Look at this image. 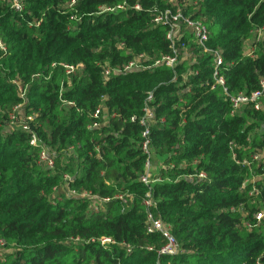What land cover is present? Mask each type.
<instances>
[{"label":"trees","instance_id":"16d2710c","mask_svg":"<svg viewBox=\"0 0 264 264\" xmlns=\"http://www.w3.org/2000/svg\"><path fill=\"white\" fill-rule=\"evenodd\" d=\"M20 2L21 12L0 0L6 47L0 51V264H255L264 252V222L253 226V214L264 207V177L257 178L264 176V156L255 162L251 155L264 147V135L254 132L264 120V99L262 109L247 105L230 115L221 89L202 85L211 81L208 55L173 70L160 64L107 80L101 66L121 68L140 53L151 62L169 54L166 29L151 22L153 6L179 5L207 26L228 88L249 92L264 77V35L252 56L243 43L264 26V0H127L114 12L99 7L122 0ZM136 2L139 10L131 8ZM64 63L82 66L66 75ZM187 68L197 71L188 92L180 84ZM13 79L26 85L24 115H34L41 144L29 145L25 131L8 127V113L22 103ZM148 92L158 118L150 147L164 156L149 187L150 210L178 243L172 255L158 254L162 236L145 232L142 198L149 189L139 175L146 156L141 127L129 117L140 113ZM99 105L105 121L88 128V113ZM42 144L55 151L52 169L37 163ZM243 160L249 165L237 163ZM199 172L205 178H196ZM64 173L74 176L71 190L109 200L92 210L88 198L64 192ZM252 188L258 192L250 194ZM102 237L113 243L100 244Z\"/></svg>","mask_w":264,"mask_h":264},{"label":"built area","instance_id":"2783aa9c","mask_svg":"<svg viewBox=\"0 0 264 264\" xmlns=\"http://www.w3.org/2000/svg\"><path fill=\"white\" fill-rule=\"evenodd\" d=\"M77 0H68V4L72 5ZM171 2V0H170ZM128 6L127 0H122V3L114 6H100L99 12H114L118 9H124ZM11 7L15 11L22 9L20 0H13ZM134 10L140 9V4L138 2L131 6ZM151 22L153 25L163 26L165 30V39L168 42V47L170 49L169 54H163L159 58L154 59L152 62L149 61L148 57L143 53L135 55L133 58L128 60L121 68H112L110 66H101V75L103 80H107L110 73H126L134 72L139 70L151 69L158 65H165L170 69L184 60H189V62H196L197 57L208 55L211 59V81L205 80L202 85L206 86L207 89H214L219 87L224 94L226 101L229 106V114H235L243 106H251L255 110L262 109V99H264V77L258 80V85L255 89L245 92V91H231L227 84L222 70L224 68L223 56L220 50L212 48L208 45L209 42V30L205 23L200 19L193 18L189 14H186L179 5H174L171 7H165L162 9H157L153 6ZM37 23V22H36ZM264 35V26H256L251 31V38L246 41H250V51L245 52V54L252 56L253 48L256 43L259 42ZM245 41V42H246ZM0 51L6 52V47L0 39ZM82 66L81 63L77 64H62L64 73L70 75L75 70ZM196 70H191L187 68L181 75L180 84L183 85L185 91L190 90V86L187 84L190 76L196 75ZM176 79V78H174ZM13 84L15 85L17 95L22 99V103L16 104L12 110L8 113L7 124L8 127H18L28 134V143L31 146L41 144L40 138L35 130L34 116L32 114L24 115L23 119L18 118L17 110H20L22 104L26 100V85L22 84L19 79H13ZM185 85V86H184ZM61 90V88H60ZM152 92H148L143 105L141 107L139 114H133L129 117L130 122L137 123L141 127V150L145 154L144 170L142 174L139 175V180L145 186H148L156 181V179H151L149 177L150 170V152H151V141H150V131L154 122L158 119L155 115V108L152 104ZM62 104H74L72 101H67L62 98L59 99ZM180 102L184 104L185 102L180 99ZM105 109L102 105L97 106L94 110L88 113L91 121L87 125L88 128H97L105 121L106 115L103 114ZM103 114V115H102ZM114 114H112L113 116ZM161 120V119H160ZM71 150V148H70ZM96 150H98L96 148ZM54 156L55 151L52 150L48 153L47 147L43 144L40 147V151L37 157V163L44 167L52 169L54 166ZM262 155L258 152L251 155V159L255 162L260 161ZM241 164L249 165L246 160L238 162ZM264 175V173H263ZM63 178L67 179L68 174L64 173ZM196 178H205L204 172H199ZM258 190L252 188L250 194L257 193ZM78 197L88 198L90 200V207L92 210H97L101 204L108 201L109 198H100L96 194H91L90 192L84 191L77 194ZM117 198H122L120 195ZM143 204L146 208V218H145V232L158 233L162 236L164 242L161 247L157 250L158 254L162 255H172L179 250V246L174 236L171 234L169 227L160 219L154 216L150 208L153 206V201L151 199L150 189L147 190L142 198ZM254 223L253 226H257L259 223L264 222V207L253 214ZM243 226L246 228H251V224L246 220L242 222ZM100 244L113 243L110 238L102 237L99 240ZM128 250L130 246H127ZM151 249V247H147ZM264 258V252L256 259L255 264H262L261 259Z\"/></svg>","mask_w":264,"mask_h":264},{"label":"rangeland","instance_id":"374dc122","mask_svg":"<svg viewBox=\"0 0 264 264\" xmlns=\"http://www.w3.org/2000/svg\"><path fill=\"white\" fill-rule=\"evenodd\" d=\"M12 1L13 0H6V2H8V5L9 7L12 9L11 7V4H12ZM21 12V10H19ZM22 16H24L23 18L29 20V13H22ZM38 23V22H37ZM250 41H246L243 43V53L245 52H248L250 51ZM26 101V100H25ZM23 106L24 104H22L20 110H17V114H18V118L19 120L20 119H23V114H24V110H23ZM33 115V114H32ZM34 116V115H33ZM5 128V126H4ZM254 132L256 134H261V135H264V120H257V126L254 128ZM48 150V153H51L52 151L47 148ZM259 153L264 156V147L262 149L259 150ZM163 158L164 156H160L158 155L152 148H151V152H150V170H149V177L151 179H156L157 175H158V172L160 170V167L162 166V163H163ZM74 176H68L67 179L63 178V181L61 183V187L62 189L64 190V192L67 194V195H72V196H75V197H78L76 191H73L69 188L68 186V181L69 180H72ZM262 177L264 176H257V178L261 179ZM256 178V176H255ZM263 182V181H261ZM258 189H256L257 191Z\"/></svg>","mask_w":264,"mask_h":264}]
</instances>
